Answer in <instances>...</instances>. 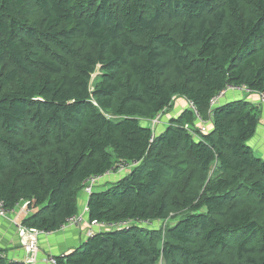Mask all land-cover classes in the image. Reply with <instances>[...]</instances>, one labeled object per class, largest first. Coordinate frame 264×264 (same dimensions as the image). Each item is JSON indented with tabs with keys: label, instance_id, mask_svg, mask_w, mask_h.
<instances>
[{
	"label": "trees",
	"instance_id": "1",
	"mask_svg": "<svg viewBox=\"0 0 264 264\" xmlns=\"http://www.w3.org/2000/svg\"><path fill=\"white\" fill-rule=\"evenodd\" d=\"M242 85L264 93V0H0V202L44 233L85 204L91 224L133 223L57 264H264V105L211 108Z\"/></svg>",
	"mask_w": 264,
	"mask_h": 264
},
{
	"label": "crops",
	"instance_id": "2",
	"mask_svg": "<svg viewBox=\"0 0 264 264\" xmlns=\"http://www.w3.org/2000/svg\"><path fill=\"white\" fill-rule=\"evenodd\" d=\"M230 95L231 96L229 98L226 97L225 100L221 101L220 104L225 102L226 99H231L233 98V96H235V94H230ZM249 99L252 102L254 101L255 105L257 106L260 105V98L258 95L250 96ZM179 100L185 102V109H186L188 105L187 101L182 99H176L174 101V105H176V109L174 110L175 107L174 106L173 108L170 109L171 111L174 110L176 113L180 109ZM185 109H182L177 116L179 117ZM169 116L170 114L168 115V118ZM169 119L171 120L172 116H170ZM263 132H264V125L261 124L257 132L258 137L261 134H264ZM101 187H103V185L100 184L98 188ZM80 202L81 204L86 203L87 198L83 195ZM17 213L27 218L28 216L32 215L33 212L29 211L26 208V205L22 203L21 205H19L17 209H15V212L10 215V219L0 218V251H2L4 257L7 258L9 261L26 264L29 258L27 256L26 251L23 248L21 235L18 233L16 224L11 221V219L14 218L15 214ZM22 219L23 218L21 219L18 218L16 220L22 223L21 221ZM89 232L90 230H88L87 225H84L80 229L79 228L74 229L72 227L67 229L66 228L60 229L57 232H50V233L40 232L37 238L38 256H36L35 264H49L46 262L47 258L62 257L70 254L74 250L80 248L84 243H86V241L89 239L88 238ZM94 232H98V230H94Z\"/></svg>",
	"mask_w": 264,
	"mask_h": 264
},
{
	"label": "built area",
	"instance_id": "3",
	"mask_svg": "<svg viewBox=\"0 0 264 264\" xmlns=\"http://www.w3.org/2000/svg\"><path fill=\"white\" fill-rule=\"evenodd\" d=\"M229 92L240 93L242 95H253V94H255V92H253L250 88H248L245 85L235 86V87L228 86L227 89L223 90L216 98H214L211 101V108H214L223 99H225V97L227 96V94ZM258 96L260 98V102L264 105V93H258ZM191 108L193 109L198 121L205 124L203 122L202 118L200 117L196 107L193 104H191ZM160 117L161 116H158L155 120L152 121L153 127H155L157 124L160 123ZM186 128L188 130H190V128L188 126ZM206 132H207V128L205 126H202L198 129H194L193 135H198V133L205 134ZM132 165L134 166L136 164H132ZM125 167L126 166H122L121 169L123 170ZM108 174H110V173H108ZM101 180H102L101 176H95V177L88 179L84 183V185H85L84 193L88 196H91L94 192L95 187L98 185V183ZM8 213H9V211H7L5 209L3 203L0 202V218L7 219ZM86 215H87V210H85L84 212H82L80 214H77V215L71 217L67 221L65 226L66 227H75V228L82 226L85 222ZM16 223H17L16 225L19 229V234L21 235V238H22L23 245H24V247H25V249L29 255V260L27 261V264H33L34 257L37 253V238H38V235L40 234V232L37 230H34V229L23 228V225L20 222H18L17 220H16ZM131 225H133V223L128 222V221L121 222V223H110V224H103V223L100 224L97 221L92 222L93 227H101V228L106 229V230H121V229H126V228L130 227ZM46 262L49 264H57V259L55 257H50L46 260Z\"/></svg>",
	"mask_w": 264,
	"mask_h": 264
},
{
	"label": "rangeland",
	"instance_id": "4",
	"mask_svg": "<svg viewBox=\"0 0 264 264\" xmlns=\"http://www.w3.org/2000/svg\"><path fill=\"white\" fill-rule=\"evenodd\" d=\"M95 80H96V77H94V79L92 80V82H91V84H92V89L94 88V83H95ZM179 104H180V109L175 113V109H176V105H174L175 107H174V110L173 111H171V110H169V111H167V113L165 114V115H159V116H161L160 117V123L159 124H161V125H163V122H165V124L166 123H168V120H170L169 118H170V116H172V118L174 117V118H178V114L180 113V111L182 110V109H185V102H182V101H180L179 100ZM189 107H190V104H189ZM264 108V107H263ZM175 113V114H174ZM170 114V116H169V118H168V115ZM168 118V119H167ZM164 120V121H163ZM203 120V119H202ZM203 122L205 123V124H203V123H201L200 122V124H201V126L200 127H202V126H205L206 128H207V126L209 125V123L207 122V121H205V120H203ZM152 124V123H151ZM141 125H143V126H148V125H150V122L149 121H146V120H141ZM153 125V124H152ZM263 125H264V122H263ZM158 133H160V132H158ZM264 133V132H263ZM251 145L253 146V148H254V150H255V152H256V156H263L264 155V134H261L259 137H258V135L256 136V138L252 141V143H251ZM122 173L123 172H120V173H118V172H116L115 174H113V175H110V176H108V178H104V180H102L99 184H101V185H103V188H106V187H108V186H110L112 183H114V182H116L119 178L118 177H120V176H122ZM113 179V180H112ZM86 195V194H85ZM80 197H81V199H82V193H80ZM81 199L79 200V206L81 207V205H83V203L81 204ZM86 206V204L83 206V208ZM83 208H82V210H83ZM18 218H23L21 221H22V223H23V221L26 219V217H23V216H21L19 213H17V214H15V217L14 218H12L11 219V221L12 222H14L15 224H17L16 223V219H18ZM8 219H10V216H8ZM21 223V224H22ZM90 223L89 222H87V223H85L84 225H87L88 226V230H90V225H89ZM83 225V226H84ZM154 225H156L155 227L157 228H160V227H165V225H162V224H159L158 222L157 223H155ZM17 226V225H16ZM83 226H81L80 228H82ZM23 228H25V229H28L27 227H25V226H23ZM79 228V229H80ZM74 229H75V227H74ZM78 229V228H77ZM17 230H18V233H19V229H18V227H17ZM23 248H24V250L26 251V249H25V247H24V245H23ZM26 253H27V251H26ZM37 253H38V239H37ZM36 253V255H35V257H34V261H33V264H35V262H36V256H38V254ZM43 255V254H42ZM27 256H28V258H29V255H28V253H27ZM32 257V256H31ZM30 257V258H31ZM27 258V259H28ZM48 259V258H47ZM26 264H27V262H26Z\"/></svg>",
	"mask_w": 264,
	"mask_h": 264
},
{
	"label": "bare ground",
	"instance_id": "5",
	"mask_svg": "<svg viewBox=\"0 0 264 264\" xmlns=\"http://www.w3.org/2000/svg\"><path fill=\"white\" fill-rule=\"evenodd\" d=\"M227 87H228V86H227ZM227 87H226V89H227ZM224 90H225V89H224ZM231 93H232V94H236L235 92H229V93L227 94V96H228L229 94H231ZM220 103H221V102H220ZM220 103H219V104H220ZM217 105H218V104H217ZM217 105H216V106H217ZM190 106H191V104H190ZM188 127H189V126H188ZM189 128H190V127H189ZM124 170H125V169H123V170L121 169L120 172H124ZM120 172H119V173H120ZM108 173H110V174H108ZM110 175H113V173L110 172V171L107 172V174L102 175V176H101V177H102V180H103L104 178L110 176ZM94 177H95V176H94ZM91 178H92V177H91ZM89 179H90V178H89ZM102 180H101V181H102ZM101 181H100V182H101ZM100 182H99V183H100ZM99 183H98V185H99ZM98 185H97V186H98ZM84 186H85V185H84ZM97 186H96V187H97ZM96 187H95V189H96ZM95 189H94V191H95ZM84 190H85V188H84ZM87 196H88V195H87ZM2 203H3V202H2ZM3 205H4L5 209H6L7 211H9L8 216H10L11 214H13V213L15 212V209H17V208L19 207V205H18L15 209H7V207L5 206L4 203H3ZM85 210H87V213H88V208H87V206H85V207L83 208V210H81L80 213L84 212ZM80 213H79V214H80ZM87 222H89V221H87V215H86V219H85L84 224L87 223ZM89 223H90V222H89ZM84 224H83V225H84ZM83 225H82V226H83ZM89 225H90V232H89V235H91L92 232H93L94 230H96V229H103V228H101V227H93L91 223H90ZM80 227H81V226H80ZM80 227H78V228H80ZM64 228L67 229V228H72V227H66V226L64 225L62 229H64ZM73 228H74V227H73Z\"/></svg>",
	"mask_w": 264,
	"mask_h": 264
},
{
	"label": "clouds",
	"instance_id": "6",
	"mask_svg": "<svg viewBox=\"0 0 264 264\" xmlns=\"http://www.w3.org/2000/svg\"><path fill=\"white\" fill-rule=\"evenodd\" d=\"M254 95V94H253ZM253 95H251V96H253ZM261 103V102H260ZM259 106H261L262 107V105L260 104ZM261 118H264V109H263V114H262V116H261ZM101 230H106V229H101ZM101 230H98V232H100ZM98 232H94V234L93 235H95L96 233H98Z\"/></svg>",
	"mask_w": 264,
	"mask_h": 264
}]
</instances>
